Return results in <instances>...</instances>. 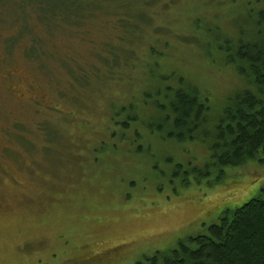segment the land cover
I'll use <instances>...</instances> for the list:
<instances>
[{
    "label": "rangeland",
    "instance_id": "1",
    "mask_svg": "<svg viewBox=\"0 0 264 264\" xmlns=\"http://www.w3.org/2000/svg\"><path fill=\"white\" fill-rule=\"evenodd\" d=\"M97 1L104 12L96 13H105L98 18L84 10L96 0H52L68 26L49 34L38 25L30 34L49 0H0V264H85L97 253L93 264L144 262L208 234L223 211L264 188V154L228 169L218 184L191 173L182 182L187 174L174 175L177 167H205L212 148L206 139L179 142L149 132L152 119L159 124L164 116L150 113L146 100L160 81L183 77L209 94L214 111L222 108L245 84L214 37L252 32L246 10H259L264 0H133L132 16L121 0ZM121 17L135 27L132 37L130 27L116 26ZM207 28L216 33L212 40ZM33 41L52 47L38 62L30 57L37 55ZM135 54L115 77L106 74L110 66L81 85L69 71L75 65L81 76L102 56L120 67ZM153 62L159 67L152 75ZM128 102L141 138L134 147L125 139L99 150L114 127L110 116Z\"/></svg>",
    "mask_w": 264,
    "mask_h": 264
},
{
    "label": "trees",
    "instance_id": "2",
    "mask_svg": "<svg viewBox=\"0 0 264 264\" xmlns=\"http://www.w3.org/2000/svg\"><path fill=\"white\" fill-rule=\"evenodd\" d=\"M131 1L133 0H121L122 5L125 4L123 5L126 10L124 11L125 15L132 16ZM96 2L98 3L86 6L85 12L90 10L89 15L94 17L96 14L105 15V13H96L104 12L102 11L104 8L101 7L103 3L97 0ZM49 3H46L49 8L47 11L36 14L38 16L37 25L32 23V33L30 34L37 33L38 25L46 27L48 33L50 28L68 26V22L61 16L62 14H59L61 6L55 5L52 0H49ZM91 6L92 8H90ZM84 17L72 19V22L77 25V21L79 22ZM94 17H91L90 20H95ZM245 18L253 28L252 32L242 33L243 35L237 40L233 38H229V41L221 40L215 36L216 33L210 32V28L205 29L207 39L212 40L211 38L215 36V42L221 44L223 51L227 53L228 61L236 65L245 84L244 88L229 97L222 108L214 111L209 94L197 86L189 84L183 77L178 79L179 83L169 84V82L160 81L155 88L156 92L149 94L150 97L146 99L149 101L147 104L153 109V112L150 113L158 112L164 116L163 121H160L159 124H157V120L152 119V125L148 124L149 132L154 133L153 131L157 129L161 136L166 135L179 142L206 139L212 148L210 150L211 158L206 161L205 167L201 166V169L196 170L198 167L193 163L186 168L180 169L181 165L177 167L174 175L187 174L182 178V182L187 181L186 177L191 173L194 178L210 176L212 178L211 180L207 179L208 182L218 184L228 169L264 154V3H261L259 10L254 7L246 10L244 20ZM121 20L123 22L116 23V26L130 27L128 31L131 32L130 37H132L135 27L131 20L123 17ZM153 26L155 27V25ZM157 29L160 30L161 26ZM157 29H152L153 33L157 32ZM29 37L33 38V36ZM100 42L101 40H95V43ZM40 46L41 44L33 41L29 49L35 50L37 55L34 57V54L30 55L28 52L30 57L37 62L41 53H49L52 48L47 45V49L43 50ZM53 48L55 49V47ZM97 51V53H105V57L113 56L110 52L106 53L104 49ZM64 52V55H67V52ZM129 52L127 51L126 54ZM115 53L116 55L113 57L117 58L119 51ZM135 56L124 60L120 67L119 65L117 67L116 59L112 60L111 64L107 58L104 59L102 56L103 63L95 64L96 69L91 71L84 70L81 76H77L78 67L75 65L70 67L72 69L63 66L69 69L70 73H73L82 85L91 80L94 74L98 75L100 69L107 70L110 66L114 69L107 70L106 74L115 77L120 70L124 71L126 67H130L131 60H137L138 57L136 54ZM105 60L106 63H104ZM156 67H159V64L153 62L148 71L153 75ZM172 74L175 76V73ZM49 82L52 83L50 80ZM128 106L129 102L116 110L115 117L110 116L109 119L114 127H107L106 138L104 137L103 141H98L99 150L103 151L108 146L117 148L116 142L125 139L130 142V146L134 147L133 143L141 138L139 128L134 124L138 117L127 115ZM167 128H172V130L167 133ZM124 130L128 132L123 133ZM139 149H141V145H139ZM213 167L218 171L215 172V175L212 172ZM93 256L82 261L85 264H93L98 258H101L96 257L99 256L98 253ZM136 264H264V188L243 204L234 209L223 211L218 222L210 226L208 234L182 240L177 246L159 250L153 256L145 257L144 262L139 261Z\"/></svg>",
    "mask_w": 264,
    "mask_h": 264
}]
</instances>
